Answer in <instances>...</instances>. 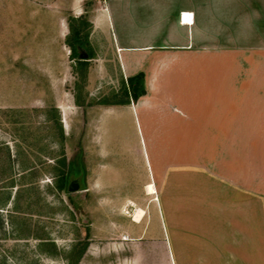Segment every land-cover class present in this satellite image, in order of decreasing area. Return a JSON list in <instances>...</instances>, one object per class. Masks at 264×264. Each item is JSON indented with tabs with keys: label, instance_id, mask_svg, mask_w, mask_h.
<instances>
[{
	"label": "crops",
	"instance_id": "1",
	"mask_svg": "<svg viewBox=\"0 0 264 264\" xmlns=\"http://www.w3.org/2000/svg\"><path fill=\"white\" fill-rule=\"evenodd\" d=\"M89 20L125 79L144 72L143 94L101 110H141L147 131L184 137L145 182L153 206L102 250L116 264H264V0H98ZM152 212L174 238H145Z\"/></svg>",
	"mask_w": 264,
	"mask_h": 264
},
{
	"label": "rangeland",
	"instance_id": "2",
	"mask_svg": "<svg viewBox=\"0 0 264 264\" xmlns=\"http://www.w3.org/2000/svg\"><path fill=\"white\" fill-rule=\"evenodd\" d=\"M97 3L0 0V264H66L86 241L100 253L85 264H116L109 249L128 236L130 213L157 197L145 182L161 157L183 149L177 126L151 132L141 110H101L123 97L125 80L109 41L91 42L89 27L87 65L70 57L65 42L67 17L89 19ZM67 170L68 183L58 188ZM168 231L152 212L145 238L176 236L170 224Z\"/></svg>",
	"mask_w": 264,
	"mask_h": 264
},
{
	"label": "trees",
	"instance_id": "3",
	"mask_svg": "<svg viewBox=\"0 0 264 264\" xmlns=\"http://www.w3.org/2000/svg\"><path fill=\"white\" fill-rule=\"evenodd\" d=\"M69 32L66 34L65 42L70 48V57L76 59L79 64L87 65L89 58L94 56V51L90 46L88 38L89 27L91 26L90 20L84 13L79 15H70L67 17ZM86 53V58L81 57V53ZM122 95L123 97L115 102L110 103H126L131 99H137L138 96L145 92L144 86V72L138 71L135 74L129 75L122 81ZM68 183V170L62 172L57 179L56 185L58 188H63ZM10 198V194H7V199ZM86 242H83L79 247L74 246L71 249V259H67L66 264H78L85 249ZM67 258V256H66Z\"/></svg>",
	"mask_w": 264,
	"mask_h": 264
},
{
	"label": "bare ground",
	"instance_id": "4",
	"mask_svg": "<svg viewBox=\"0 0 264 264\" xmlns=\"http://www.w3.org/2000/svg\"><path fill=\"white\" fill-rule=\"evenodd\" d=\"M147 188H148V190H149L150 193H153V192L155 191L154 186L151 185V184H149V185L147 186ZM143 213H144L143 210H141V209H137V210L135 211V213H134V218H135V219H139V218L143 215Z\"/></svg>",
	"mask_w": 264,
	"mask_h": 264
},
{
	"label": "water",
	"instance_id": "5",
	"mask_svg": "<svg viewBox=\"0 0 264 264\" xmlns=\"http://www.w3.org/2000/svg\"><path fill=\"white\" fill-rule=\"evenodd\" d=\"M86 55H87V54L84 53V52L81 53V57H83V58H86ZM76 186H77L76 183H70V184H69V189H74V188H76Z\"/></svg>",
	"mask_w": 264,
	"mask_h": 264
}]
</instances>
